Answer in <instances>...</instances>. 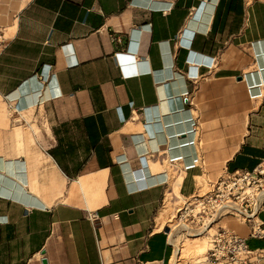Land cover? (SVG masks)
<instances>
[{"label":"crops","instance_id":"crops-1","mask_svg":"<svg viewBox=\"0 0 264 264\" xmlns=\"http://www.w3.org/2000/svg\"><path fill=\"white\" fill-rule=\"evenodd\" d=\"M0 37V264H171L165 195L264 163V0H0Z\"/></svg>","mask_w":264,"mask_h":264},{"label":"built area","instance_id":"built-area-1","mask_svg":"<svg viewBox=\"0 0 264 264\" xmlns=\"http://www.w3.org/2000/svg\"><path fill=\"white\" fill-rule=\"evenodd\" d=\"M180 198L174 216L162 230L168 237L176 227L191 226L207 237L206 262L264 264V248H251L246 237L220 225L225 219H234L247 228L248 238L264 241V223L258 218L264 202L262 165L253 171L225 174L210 183L208 191ZM164 201L165 197L162 205Z\"/></svg>","mask_w":264,"mask_h":264},{"label":"rangeland","instance_id":"rangeland-1","mask_svg":"<svg viewBox=\"0 0 264 264\" xmlns=\"http://www.w3.org/2000/svg\"><path fill=\"white\" fill-rule=\"evenodd\" d=\"M4 116L5 119L8 120V117L10 115L7 112H5ZM30 116H31L30 113L22 115V117L25 119H29ZM14 127H18L16 130H19L23 133H28L30 136H32L33 133V134H37L38 137H40L41 134L40 126H36V124L30 126L23 122H18L14 125ZM11 128H13V126ZM32 138H34V136H32ZM34 142L36 141H34L33 139V141L30 144L35 146ZM262 167H264V164L262 165ZM224 175L225 174L221 176ZM197 185H198L197 192L199 193H204L208 191L210 187V183H206L203 179H197ZM173 197L174 196L172 195L166 194L165 201L163 205H161L160 210L157 213L156 225H157V229H159L160 231L163 230V227L166 224H169V220L172 219V217L174 216L176 207H178V205L182 201L181 198L178 197L177 195L174 198ZM220 225L222 226L226 225V227L234 231L238 230L236 229L237 225L241 226L234 219H225L220 223ZM194 229L195 228L191 226H189L188 228H183L179 226L174 228L169 233V239L174 246V256L171 264H210L209 262H206L204 258L207 249V240L205 234L201 235L200 232L195 231ZM200 238H202V240L199 241ZM193 239H198V240L193 241Z\"/></svg>","mask_w":264,"mask_h":264},{"label":"bare ground","instance_id":"bare-ground-1","mask_svg":"<svg viewBox=\"0 0 264 264\" xmlns=\"http://www.w3.org/2000/svg\"><path fill=\"white\" fill-rule=\"evenodd\" d=\"M198 234H200V233H198ZM197 235V234H196ZM201 235H203L202 233H201ZM205 237H206V235H205ZM196 240H198V239H193V241H196ZM200 240H202V238H200L199 239V241ZM206 240H207V237H206ZM174 248V247H173ZM207 248H208V244H207ZM206 251H207V249H206ZM205 254H206V252H205ZM204 258H205V256H204ZM204 261V260H203ZM205 261H206V258H205Z\"/></svg>","mask_w":264,"mask_h":264},{"label":"water","instance_id":"water-1","mask_svg":"<svg viewBox=\"0 0 264 264\" xmlns=\"http://www.w3.org/2000/svg\"><path fill=\"white\" fill-rule=\"evenodd\" d=\"M41 263H42V264H47V262H46L45 259H43V260L41 261Z\"/></svg>","mask_w":264,"mask_h":264}]
</instances>
